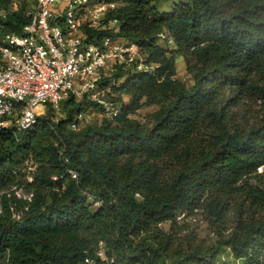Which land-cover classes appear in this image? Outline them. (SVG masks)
<instances>
[{"label":"trees","instance_id":"trees-1","mask_svg":"<svg viewBox=\"0 0 264 264\" xmlns=\"http://www.w3.org/2000/svg\"><path fill=\"white\" fill-rule=\"evenodd\" d=\"M123 1L110 14L119 31L87 29L88 37L138 43L153 70L112 71L124 78L113 120L72 129L80 104L71 96L66 118L49 115L23 140L0 131V264H103L99 248L111 264H168L173 237L159 225L196 210L221 237L211 258L227 245L243 264H264V187L251 183L264 167V115L250 128L233 126L228 108L250 95L264 108V0H188L163 12L155 0ZM6 24L19 30L11 18ZM165 33L176 52L158 43ZM177 53L191 86L176 77ZM145 103L158 106L151 125L130 117ZM22 156L36 166L33 182L23 178ZM164 157L178 167L167 182L155 164ZM25 183L31 200L16 194ZM199 255L184 250L175 263Z\"/></svg>","mask_w":264,"mask_h":264},{"label":"built area","instance_id":"built-area-1","mask_svg":"<svg viewBox=\"0 0 264 264\" xmlns=\"http://www.w3.org/2000/svg\"><path fill=\"white\" fill-rule=\"evenodd\" d=\"M123 3V0H0V131L10 129L17 140H23L49 115L57 122L63 102L71 96L77 99L85 95L96 102L106 119L113 120L122 113V103L106 96L110 88L104 86L103 78L119 68L141 70L142 48L121 35L105 34L100 39H91L87 29L119 31L121 23L110 14ZM9 18L13 26L19 23V30L8 28ZM86 122L82 114L78 115L71 128L79 130ZM33 166L26 175L29 182L34 181L32 172L36 166ZM68 173L73 179L79 177L73 168H68ZM52 178L57 181L62 176ZM16 194L28 200L33 196L28 192L22 197L17 189ZM87 194L89 200L95 199ZM94 203L98 205V201ZM13 211V217L20 218V212ZM97 254L103 264H111L103 248Z\"/></svg>","mask_w":264,"mask_h":264},{"label":"rangeland","instance_id":"rangeland-1","mask_svg":"<svg viewBox=\"0 0 264 264\" xmlns=\"http://www.w3.org/2000/svg\"><path fill=\"white\" fill-rule=\"evenodd\" d=\"M187 1L188 0H155L154 3L157 6L158 11L163 12L172 10L173 7L180 2ZM158 43L168 49L170 53L174 51L176 47L173 39L167 33L160 37ZM175 57L177 65L176 77L183 81L187 86H191L194 80L187 69L186 60L178 53L175 55ZM145 59L146 57L144 56L142 69L152 71V65L145 61ZM134 69L140 70L137 67ZM113 73L114 72H112L110 76L108 75L109 81H106L104 86L110 88V92L108 93L107 91L106 96L117 100L119 92L116 91L115 88L117 87L118 83L124 80V78L122 81L119 80L117 82ZM229 96L230 95L228 94V97ZM76 101V103L80 104V111L74 112V117L76 118L78 115L82 114L83 118L87 120L85 126L100 125L106 119L101 115L100 108L96 102L90 100L85 95L78 97ZM122 101H124V107H129L131 105V97L128 95H123ZM236 102L238 103L235 105L232 104L234 102H230V107H228L231 108L234 113L233 126L238 125L240 127L250 128L254 125H257L261 121L264 115V108L262 106L261 99H259L257 96L250 95L249 97L235 101V103ZM70 107H72V104L65 105L63 110L61 109L57 116L60 118H66L68 109H70ZM157 109L158 106L156 104L145 103L142 107L130 113V117L139 121L140 123L151 125L153 121V114ZM22 159L24 160L23 156L20 160ZM32 162V157L29 156L24 160L22 167H25V170L22 171L23 174L27 175L29 171L34 169ZM155 164L159 166L161 177L164 182L169 181L173 173L178 169L175 161L169 157H164L160 160H157ZM258 172L259 174L251 179V183L260 187H264V167H260ZM23 178H26V176ZM14 188L15 187L13 186L12 189ZM17 191L22 197H24V195H27V193L30 191V187H28L25 183L21 187H18ZM159 227L164 232L171 234L173 237L172 252L170 253L168 264H176L175 260L178 259L177 255H179V253L184 250L200 253V258H194L189 264H243L242 260L232 255L231 250L227 245L217 249V251L214 252L215 255L213 258L210 257L211 254H213V248L216 247L221 241V237L213 230L208 220L207 214L203 210H196L192 214H181L177 216L174 221L163 222L159 225ZM227 235L228 234L226 233L225 237Z\"/></svg>","mask_w":264,"mask_h":264}]
</instances>
